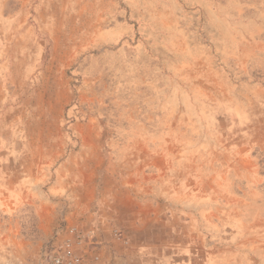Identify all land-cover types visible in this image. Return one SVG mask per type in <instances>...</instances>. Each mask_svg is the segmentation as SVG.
Returning a JSON list of instances; mask_svg holds the SVG:
<instances>
[{"label": "rangeland", "instance_id": "1", "mask_svg": "<svg viewBox=\"0 0 264 264\" xmlns=\"http://www.w3.org/2000/svg\"><path fill=\"white\" fill-rule=\"evenodd\" d=\"M66 227L88 264H264V0H0V264Z\"/></svg>", "mask_w": 264, "mask_h": 264}, {"label": "built area", "instance_id": "2", "mask_svg": "<svg viewBox=\"0 0 264 264\" xmlns=\"http://www.w3.org/2000/svg\"><path fill=\"white\" fill-rule=\"evenodd\" d=\"M63 232L66 237L61 244L49 252H43L39 264H88L75 252V249L83 244L85 236L75 227H66Z\"/></svg>", "mask_w": 264, "mask_h": 264}]
</instances>
